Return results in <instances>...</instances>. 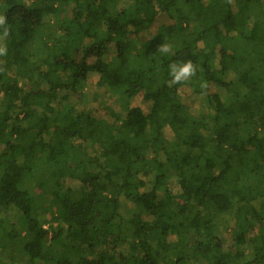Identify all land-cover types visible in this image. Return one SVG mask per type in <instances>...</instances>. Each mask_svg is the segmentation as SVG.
<instances>
[{
	"label": "trees",
	"instance_id": "16d2710c",
	"mask_svg": "<svg viewBox=\"0 0 264 264\" xmlns=\"http://www.w3.org/2000/svg\"><path fill=\"white\" fill-rule=\"evenodd\" d=\"M5 7L0 264H264V0Z\"/></svg>",
	"mask_w": 264,
	"mask_h": 264
},
{
	"label": "clouds",
	"instance_id": "9594fccd",
	"mask_svg": "<svg viewBox=\"0 0 264 264\" xmlns=\"http://www.w3.org/2000/svg\"><path fill=\"white\" fill-rule=\"evenodd\" d=\"M7 22V18L5 16L0 15V25H5ZM8 35L7 28L4 29L2 35H0V40H3ZM161 53L168 54L170 53V47L166 44H162L159 47ZM8 52L7 44L0 43V56L6 55ZM169 76L171 78V83H181L185 81H189L192 79L196 72L197 67L191 60L179 61V62H172L169 64L168 67Z\"/></svg>",
	"mask_w": 264,
	"mask_h": 264
},
{
	"label": "rangeland",
	"instance_id": "374dc122",
	"mask_svg": "<svg viewBox=\"0 0 264 264\" xmlns=\"http://www.w3.org/2000/svg\"><path fill=\"white\" fill-rule=\"evenodd\" d=\"M15 1L16 0H0V4H1L2 8H6L5 6H7V8H8L12 4H14ZM24 1H27V0H24ZM61 42H63V40ZM33 57H34V61H35V57L36 56L34 55ZM24 58L22 60V64H25V67H23V73L25 74L26 69H28V68H26L28 62ZM32 65H33V61L30 62L29 66H32ZM28 71H29V69H28ZM7 90H9L8 91L9 93H13L14 92V88L13 87H9ZM67 169H68V166L65 165V166H61V168L59 170H60L61 174H63V173H65L67 171ZM7 244L9 245V243L6 242V241H0V245L6 246ZM14 246H15L16 250H18L20 252H23L24 247H25V242H24L23 239H18L17 241H15Z\"/></svg>",
	"mask_w": 264,
	"mask_h": 264
}]
</instances>
